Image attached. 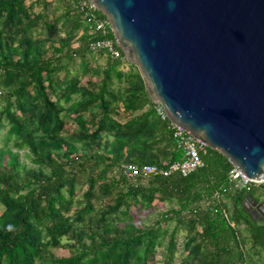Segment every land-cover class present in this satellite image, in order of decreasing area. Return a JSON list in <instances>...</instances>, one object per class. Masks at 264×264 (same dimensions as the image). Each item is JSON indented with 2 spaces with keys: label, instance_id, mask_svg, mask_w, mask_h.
<instances>
[{
  "label": "trees",
  "instance_id": "trees-1",
  "mask_svg": "<svg viewBox=\"0 0 264 264\" xmlns=\"http://www.w3.org/2000/svg\"><path fill=\"white\" fill-rule=\"evenodd\" d=\"M26 1L0 0V18L6 19L9 24L17 22L25 33L42 20V16L31 18V9L38 4L47 5V0H34L27 8ZM72 1L77 7L80 0ZM24 20L27 23H24ZM87 42L88 35L85 32L77 49L70 50L62 46L55 49V52L59 55L68 54L70 60L80 58L86 67L88 55L91 54ZM25 52L29 55L31 50L26 48ZM12 57L13 55L8 54L0 46V95L5 101L4 107L0 110V126L5 117L11 123L7 133L0 138L4 141V148H0V264H39V261H47L44 250L51 246L63 247L62 239L72 232L71 215L76 214L78 216L76 220L85 223L96 219L91 215L94 211L92 200L96 193L108 196L111 200L107 205L106 214H115L125 208L124 214L130 218L131 205L145 203L151 207L156 195H159L162 201H178L180 209L173 212L175 217L183 223L182 218L186 216L188 210L191 214L190 223L202 228L201 240L214 245L216 251L211 256L210 264H221L223 258L233 259L236 254L233 249V246L238 244L236 232L219 203V198L224 196L234 205L233 221L235 223L245 221L249 226L254 246L264 251V225H256L243 207L246 197L254 196L260 188L252 184L250 190H231L228 174L233 166L216 150L208 148L207 152L202 154L203 167L187 177L177 174L170 177L158 176L148 180L139 179L133 185L121 176L111 177L117 157L109 158L98 153L73 158L66 155L65 161L62 162L50 155L42 154L39 151L37 137L43 135L49 125L62 128L63 121L60 115L65 108L61 104L63 97L61 93L69 84H76V81H73L68 68L60 60L35 55L33 61H16ZM62 72L64 77L60 76ZM102 76L99 83H92L99 87L98 93L91 94L92 101L82 106L84 110H89L95 104L100 106V116L93 122L97 132H111L119 127L124 139L146 132L156 115L155 103L151 101L140 73L132 71L128 75L124 74L119 70V63L109 61ZM113 79L120 87L123 79L128 80L131 86L123 95H114L110 89L114 85ZM17 84L18 87L15 88ZM30 88H34L37 98L40 99L39 105L43 108L36 128L25 107ZM3 90L7 91L6 94ZM109 95L114 97V102L107 101ZM121 104L130 118L124 125L117 120L120 117ZM83 127L88 131V127L85 125ZM152 133L157 136L151 143L152 147L166 145L171 150L170 162L181 159L180 152L175 148L170 121L160 120L159 128H153ZM84 136L86 140L95 138L94 134ZM12 142L15 148L34 153L37 157L35 163L48 168L49 176L20 178L17 174L19 154H13L12 150L7 148ZM7 154L8 160L4 164V156ZM130 163L161 165L151 158L138 156ZM80 171L88 175L89 188L83 195V201L78 203V205L84 203V206L77 207L75 187L76 177ZM125 182L127 184L123 185ZM116 186L120 189L115 193ZM202 201L207 202V208L200 206ZM103 223H106L105 219L97 222L99 226ZM162 229L160 224L142 229L129 223L127 230H117L111 236H107L108 229L103 232L96 230L91 243L67 245L69 257L50 258L48 262L150 264L158 247L163 244L166 232ZM44 232L49 239L47 243L42 241ZM175 247L173 234L168 251L172 253Z\"/></svg>",
  "mask_w": 264,
  "mask_h": 264
},
{
  "label": "water",
  "instance_id": "water-1",
  "mask_svg": "<svg viewBox=\"0 0 264 264\" xmlns=\"http://www.w3.org/2000/svg\"><path fill=\"white\" fill-rule=\"evenodd\" d=\"M88 1L169 121L264 184V0Z\"/></svg>",
  "mask_w": 264,
  "mask_h": 264
},
{
  "label": "rangeland",
  "instance_id": "rangeland-1",
  "mask_svg": "<svg viewBox=\"0 0 264 264\" xmlns=\"http://www.w3.org/2000/svg\"><path fill=\"white\" fill-rule=\"evenodd\" d=\"M33 1L27 0L26 7L29 8ZM66 11L67 13H65ZM38 16H42V20L27 33L21 29L17 22L9 24L6 19L0 18V46L8 54L13 55L12 58L16 61H33L35 55L51 58L55 61L60 60L68 68L69 75L73 81H76V84H69L68 88L61 93L63 96L61 104L65 108L60 115L63 121L62 128L49 125L43 135L39 133L40 137H37L39 151L62 162L65 161L66 155L73 158L98 153L104 154L109 158L117 157V163L111 172V177L114 178L120 176L118 171L120 166L134 162L137 156L151 158L162 165L169 163L171 161V150L168 146H151V143L157 137L152 133V129H157L160 125L157 115L152 118L150 128L146 132L136 137L124 139L119 127L111 132H97L93 122L95 118L100 116L101 110L98 104L92 105L89 110L82 108L83 105L92 101L93 97L91 94L98 93L99 87L92 85V83L101 81L102 72L107 67L108 60L102 55L89 54L87 65L84 67L80 58L70 60L68 54L59 55L55 52V49H59L62 46L70 50L77 49L82 43L85 30L73 1L47 0V5L38 4L31 9L30 17ZM24 21V23H27L26 20ZM26 48L31 50L29 55L25 52ZM134 72H139L136 66H134ZM60 76L64 77V72ZM113 83L114 85L110 87L111 93L119 96L123 95L124 91L131 86L128 80L126 81L125 79L121 83L122 87L119 86L115 79H113ZM17 87L18 84L15 88ZM6 92L3 90L4 94ZM106 99L109 102H114V97L111 95ZM39 102L40 99L37 98L34 88H30L27 93L25 107L27 113L31 115L34 121L35 128L38 126V121L43 111ZM4 105V98L0 95V110ZM129 119L125 112H120L118 119L120 124L124 125ZM82 120L83 123H81ZM83 125L86 128L88 127L89 132L85 130ZM10 126V121L5 117L0 126V138L4 137ZM88 134H94L95 138L86 140L84 135ZM0 148H4L3 139H0ZM7 148L12 150L13 154H19L20 161L17 167V174L20 178L31 176L47 178L49 176L48 168L43 164L35 163L37 157L34 153L26 149L15 148L13 142ZM4 159V164H6L8 154L4 156ZM126 184V182L123 183V185ZM253 185L259 186L255 183ZM75 188L77 207H82L84 203L82 205H78V203L83 201V195L89 188L88 175L86 173L80 171L77 175ZM119 189L116 186L114 192H118ZM92 201L94 211L91 215L96 219L85 223L79 219L76 220L78 217L76 214L71 215L73 228L70 235L62 239L63 247L55 248L51 246L45 249L44 257L47 261H39V264H50L48 262L50 258L69 257L70 252L66 246L78 244L79 242L91 243L96 230L103 232L108 229L107 236H111L117 230H127L129 223L142 229L160 224L163 228L162 231L166 232L163 244L158 247L154 258L150 260V264H210L212 262L211 256L216 250L213 244L201 240V226H193L190 223L191 214H189L188 210L185 213L186 216L182 218L183 223H180L173 214L174 211L180 209L178 201H162L159 195H156L151 207H148L145 203L131 205L130 213L132 218L124 214L125 208L115 214H106L107 205L111 202L108 196L96 193ZM219 203L225 211L230 225L234 228L238 240V244L233 246L236 251L234 258L229 260L223 258L221 264H264V251L254 246L248 224L245 221L239 223L233 221L235 210L232 201L221 196ZM200 206L208 207L206 201H202ZM247 206L250 207L248 204ZM101 219L106 220V227L104 223L101 226L97 224ZM173 234L176 247L170 253L168 247ZM48 240L44 232L42 234L43 243H47Z\"/></svg>",
  "mask_w": 264,
  "mask_h": 264
},
{
  "label": "built area",
  "instance_id": "built-area-1",
  "mask_svg": "<svg viewBox=\"0 0 264 264\" xmlns=\"http://www.w3.org/2000/svg\"><path fill=\"white\" fill-rule=\"evenodd\" d=\"M76 9L86 28L85 32L88 35L87 48L89 53L105 56L110 61L119 63V67L122 70H125L124 68L128 69L127 65L130 64L127 62L125 54H123L114 36V30L108 18L88 0H80ZM154 109L160 120L169 121L164 108L160 104H155ZM120 112H125L123 105L120 106ZM170 129L173 132L172 136L175 148L181 154L180 160L163 165H136L134 163H125L118 170L120 176L133 185L139 179L148 180L158 176L170 177L177 174L182 177H187L203 167L202 154L207 152L208 147L206 144L196 139L191 132H187L171 122ZM228 179L231 190L235 191L250 190L253 184L236 166H233L230 170Z\"/></svg>",
  "mask_w": 264,
  "mask_h": 264
},
{
  "label": "flooded vegetation",
  "instance_id": "flooded-vegetation-1",
  "mask_svg": "<svg viewBox=\"0 0 264 264\" xmlns=\"http://www.w3.org/2000/svg\"><path fill=\"white\" fill-rule=\"evenodd\" d=\"M263 187H264V184L259 185V188L260 189H258L257 193L254 194V196H253L254 198H256L260 202L264 201V188ZM248 205L250 207L247 206L246 208L249 210V212L248 211H246V212L249 214V216H250V214H252V216H254L255 215L254 210H257V208L254 207V206H252V204H248ZM263 212H264V209H263ZM257 221L260 222L261 219L260 218H257Z\"/></svg>",
  "mask_w": 264,
  "mask_h": 264
},
{
  "label": "crops",
  "instance_id": "crops-1",
  "mask_svg": "<svg viewBox=\"0 0 264 264\" xmlns=\"http://www.w3.org/2000/svg\"><path fill=\"white\" fill-rule=\"evenodd\" d=\"M76 12H77V9H76ZM65 13H67V11L65 12ZM103 57H105V56H103ZM107 58V57H106ZM107 60H108V62L110 61L108 58H107ZM128 66V69L127 68H124L125 70H122L120 67H119V70L121 71V72H123L124 74H129L130 72H134V65H127Z\"/></svg>",
  "mask_w": 264,
  "mask_h": 264
}]
</instances>
